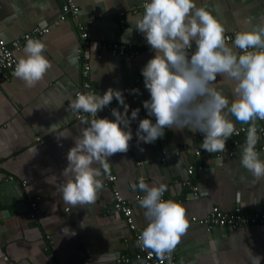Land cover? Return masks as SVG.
<instances>
[{
	"label": "crops",
	"instance_id": "obj_1",
	"mask_svg": "<svg viewBox=\"0 0 264 264\" xmlns=\"http://www.w3.org/2000/svg\"><path fill=\"white\" fill-rule=\"evenodd\" d=\"M75 1L87 32L84 43L73 22L55 23L61 0H0V39L10 43L34 27H47L40 40L51 63L34 87L14 74L0 83V264H144L137 257L135 233H142L149 221L136 200L144 193L132 187L140 177L150 186L166 182L168 190L162 198L186 207L189 227L173 251L176 264H254L253 254L262 257L264 264V229L244 225L208 230L198 221L214 206L232 210L242 204L248 210L264 211V178L255 180L241 166V147L233 156L223 157L220 164L203 156L200 162L208 169H196L189 176L193 156L186 147L195 142L193 136L198 132L166 129L151 144L136 136L139 120L148 116L143 102L150 99L141 70L155 55L144 35L134 29L146 0ZM201 5L224 25L229 43L236 32L264 23V0H198ZM127 29H133L127 44L138 54L111 55L102 50L105 40L123 43ZM81 46L91 55L88 80L92 92L102 95L110 87L122 90L130 106L129 117L133 109L140 108V112L131 122L129 150L109 158L116 179L107 182L103 175V188L95 202L74 207L64 202L62 185L67 181L63 176L67 153L88 126L84 123L87 118H79V112L70 107L81 88ZM23 49L16 52L18 59L24 55ZM215 86L231 98L234 82L218 77ZM113 108L123 111L113 99L99 117L115 119ZM151 119L155 122V117ZM260 153L264 158V149ZM188 179L198 186L197 196L189 197ZM115 190L132 208L136 231L115 207ZM34 199L37 210L32 218L30 203Z\"/></svg>",
	"mask_w": 264,
	"mask_h": 264
},
{
	"label": "clouds",
	"instance_id": "obj_2",
	"mask_svg": "<svg viewBox=\"0 0 264 264\" xmlns=\"http://www.w3.org/2000/svg\"><path fill=\"white\" fill-rule=\"evenodd\" d=\"M143 9L134 29L144 35L155 55L141 70L150 99L143 102L148 116L139 120L138 140L151 144L166 129L187 128L203 134V150L217 153L226 151L227 141L239 135L238 123L248 125L240 163L255 180L264 178V158L257 150L261 139L257 121H264V23L236 32L229 43L224 25L206 5L198 6V0H146ZM132 31L126 30L123 43L130 42L127 37ZM45 50L41 40L28 39L18 59L13 74L28 87H34L51 68ZM218 77L234 82L231 98L215 86ZM113 99L123 111L113 108L115 119L99 117ZM70 107L91 117L84 120L88 126L75 138L63 170L67 178L62 185L63 200L75 207L95 202L103 188L101 177L110 175L109 158L129 150L131 122L138 118L140 108L133 109L129 117L130 106L122 90L111 87L102 95L79 93ZM132 187L144 193L139 204L149 221L137 244L163 264L189 227L186 207L162 198L168 190L166 182L150 186L140 177ZM251 258L261 264L262 257L253 254Z\"/></svg>",
	"mask_w": 264,
	"mask_h": 264
},
{
	"label": "built area",
	"instance_id": "obj_3",
	"mask_svg": "<svg viewBox=\"0 0 264 264\" xmlns=\"http://www.w3.org/2000/svg\"><path fill=\"white\" fill-rule=\"evenodd\" d=\"M79 12L80 8L77 5L75 0H61V12L55 23L61 21H71L75 26H78L77 30L79 31V35L83 43L87 40V32L79 21ZM48 32L47 27H34L32 30L24 33L21 37L14 39L12 42L8 43L3 39H0V83L6 80L10 75L14 73L15 66L18 62V58L16 56V52L25 47L28 39H38ZM227 40L230 39L229 36L226 37ZM102 50L108 54L115 55H128L134 56L138 54V50L132 45L127 43L113 42L110 40H105L102 42ZM102 54H98V58H101ZM78 58L82 61L81 67V88L77 92L79 93H87L92 92L90 87V83L88 80L89 70H90V59L91 55L89 52L85 50L84 46H81L78 49ZM111 109V107H109ZM99 116V114H98ZM79 118H87L89 121L91 117L87 113L79 112ZM237 129H240L239 135H233L227 141L226 147L227 150L224 152L217 153H209L202 149L203 142V134L197 133L193 136V140L199 141L198 144L192 142L186 149L193 156V162H191L187 168V172L190 175L194 174L196 169H208L202 161L203 156L212 157L215 159L217 164H220L223 160V157L226 155L233 156L235 151L243 145L246 138V130L248 125H238ZM258 134L261 139L257 145V150L261 152L264 149V121H257ZM163 161L165 158L162 159ZM218 160L221 161L218 163ZM107 182H112L116 179V175L110 168V175H104ZM26 183L25 181L23 182ZM190 187L191 192L189 197H194L200 194L198 186L188 179L185 181ZM144 195V194H143ZM143 195H137L136 200L139 203V198H142ZM115 197V207L121 211L132 230L136 229V224L133 219L132 208L127 204L123 196L120 194L118 190L114 191ZM31 211L30 216L35 217V211L37 210V199H34L30 203ZM196 220V218H195ZM199 223L203 224L208 230H210L214 226H229L231 228H238L244 225H256L261 229H264V211H253L248 210L242 204L237 205L232 210H222L221 208L214 206L210 212H208L205 216L198 219ZM136 231V230H135ZM141 233L136 231V241H138ZM138 245V244H137ZM139 252L137 257H142L144 260V264H161V260L154 254L150 253L149 250L142 249L138 246ZM163 264H176V258L174 253L172 252L171 258H165Z\"/></svg>",
	"mask_w": 264,
	"mask_h": 264
}]
</instances>
